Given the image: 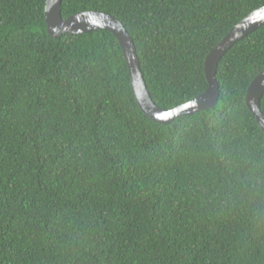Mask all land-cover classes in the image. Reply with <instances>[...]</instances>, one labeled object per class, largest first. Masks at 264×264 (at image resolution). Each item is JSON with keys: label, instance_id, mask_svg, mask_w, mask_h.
I'll use <instances>...</instances> for the list:
<instances>
[{"label": "trees", "instance_id": "1", "mask_svg": "<svg viewBox=\"0 0 264 264\" xmlns=\"http://www.w3.org/2000/svg\"><path fill=\"white\" fill-rule=\"evenodd\" d=\"M46 2L0 0V264H264V134L246 104L264 27L220 61L215 108L161 125L116 37L53 39ZM262 7L63 0L62 17L118 19L172 110L207 90V56Z\"/></svg>", "mask_w": 264, "mask_h": 264}, {"label": "water", "instance_id": "2", "mask_svg": "<svg viewBox=\"0 0 264 264\" xmlns=\"http://www.w3.org/2000/svg\"><path fill=\"white\" fill-rule=\"evenodd\" d=\"M62 4L63 0H47L46 2L45 21L48 35L53 39H59L67 34L81 36L99 31L113 34L118 40L128 64L133 93L139 107L146 116L161 125H168L177 118L193 116L215 108L219 101V84L216 75L220 61L237 43L264 27V7H262L235 26L207 56L205 61L207 90L185 105L172 110H163L153 101L148 91L137 48L124 25L115 17L96 11L80 13L64 20ZM263 96L264 70L253 80L246 95V104L264 134V114L261 111Z\"/></svg>", "mask_w": 264, "mask_h": 264}]
</instances>
